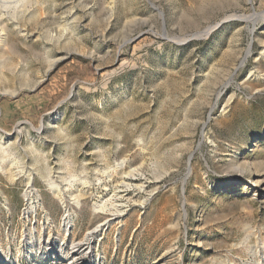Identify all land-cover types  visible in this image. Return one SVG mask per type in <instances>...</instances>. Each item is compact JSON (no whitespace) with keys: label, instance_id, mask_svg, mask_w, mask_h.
<instances>
[{"label":"rangeland","instance_id":"obj_1","mask_svg":"<svg viewBox=\"0 0 264 264\" xmlns=\"http://www.w3.org/2000/svg\"><path fill=\"white\" fill-rule=\"evenodd\" d=\"M0 29V264H264V0H0Z\"/></svg>","mask_w":264,"mask_h":264},{"label":"bare ground","instance_id":"obj_2","mask_svg":"<svg viewBox=\"0 0 264 264\" xmlns=\"http://www.w3.org/2000/svg\"><path fill=\"white\" fill-rule=\"evenodd\" d=\"M4 36H5V34L0 29V46L2 44H5L4 43L5 42ZM246 53H248V51ZM135 175L136 174L134 173V170H131L128 173H125V175L122 176L123 178L120 181V183L118 182L119 187H117V188H119V189L112 192L111 196L108 197L109 198L108 202L110 204L109 208L105 209V203L104 202L101 204H97V205H95V207L98 208V212H100V211L103 212V210H106L110 216H112V217L118 216V214L121 211H123V208H122L123 203L126 201L125 194L127 193L126 191L128 190V187L131 185ZM58 186L59 185L55 184L53 181L49 182V188L51 189V191L54 195H58V193H60ZM24 197H25L26 204H27V206L24 208L23 214H22L24 218H27L29 215H32V214L35 215L38 209L43 210V206L41 204V198L39 197L36 190L32 186V181H31L30 176L27 177V190L24 193ZM76 204L77 205L79 204L77 200H76ZM44 218L46 219V221L48 220V216L46 214H44ZM106 220L105 221L103 220L102 222L98 223L93 228V230L88 232V234H91L93 232H98V230L102 229V226L107 224ZM62 223L66 229L71 227L72 216L70 213H65L62 216Z\"/></svg>","mask_w":264,"mask_h":264}]
</instances>
